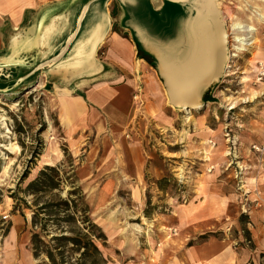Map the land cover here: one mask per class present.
Instances as JSON below:
<instances>
[{
    "label": "crops",
    "instance_id": "obj_1",
    "mask_svg": "<svg viewBox=\"0 0 264 264\" xmlns=\"http://www.w3.org/2000/svg\"><path fill=\"white\" fill-rule=\"evenodd\" d=\"M190 9L178 0H0V92L24 87L55 91L47 92L46 99L57 112L70 155L81 157L77 183L95 190L94 212L117 250L115 264L146 263L155 246L145 241L142 248L133 247L119 218L140 219L146 205V175L154 176L144 143L146 123L152 120L165 128L172 120L159 76L151 67V47L178 36L188 26ZM219 10L221 1L213 0L210 31L223 42L220 72L226 39ZM254 25L258 59L264 62V22ZM259 91L264 93V85ZM260 116L264 121V108ZM122 188H127L125 198L117 195ZM195 197L176 211L174 228L168 229L181 235L171 241H162L161 230L169 216L157 214L147 220L156 235L151 241L161 247L156 252L160 264H264L261 246L250 249L209 236L216 233L211 228L222 214L217 206L221 200L208 190ZM113 198L118 208L110 206ZM18 226L16 219L12 233ZM200 236L206 238L195 240Z\"/></svg>",
    "mask_w": 264,
    "mask_h": 264
},
{
    "label": "rangeland",
    "instance_id": "obj_2",
    "mask_svg": "<svg viewBox=\"0 0 264 264\" xmlns=\"http://www.w3.org/2000/svg\"><path fill=\"white\" fill-rule=\"evenodd\" d=\"M178 1L193 7L189 12V23L197 20L200 0ZM220 1L219 14L224 22L226 39L224 64L199 93L198 110L189 109L186 113L181 106L170 103L164 68L178 64L182 54L189 52L190 24L187 23L188 26L183 27L178 36L168 39L165 45L151 47L155 54L149 59L151 67L159 76L167 114L172 120L165 128L158 127L152 120L146 123L144 143L154 169V176L146 175V205L140 219L119 218V226L133 241V247L142 248L145 241L151 247L155 245L151 241L156 236L151 232L154 227L147 220L163 214L170 217L163 218L165 228H174L178 218L176 211L208 190L221 200L217 206L222 210L212 223L211 231L215 229L216 233L209 236L230 239L236 245L250 249L264 248V162L251 150L252 144L264 139V121L260 116L264 93L259 91L262 85L255 89L247 82L252 77L255 61L260 60V42L254 35V44L238 52L237 58L230 57L235 53L237 43L233 40L236 34L249 36L244 32L234 33L230 20L249 24V13L242 10L245 0ZM250 3L251 6H260L264 12V0ZM47 92L55 94L52 89L33 91L26 87L0 92V264H49L43 254L34 257L31 245L34 212L38 214L39 223H43L39 219H45L50 211L56 212L53 218L57 219L56 223L47 224L48 235L41 237L45 243L52 237L70 236L74 226L61 223L68 215H75V227L81 230L87 227L86 213L97 227L100 228L102 223L93 208L91 194L95 190L89 191L88 187L77 183L81 157L70 155L57 125V112L46 99ZM47 151L55 159L52 165L42 163V156ZM46 168L54 169L55 173ZM42 171L45 177L40 179ZM37 178L39 183L33 185ZM117 195L127 197V188H122ZM62 201L73 203L67 208L60 204ZM57 204L60 205L55 209L44 210L48 205ZM118 204V199L113 198L110 206L118 208ZM16 219L19 221L18 230L12 233ZM136 225L142 228L141 232L135 231ZM165 228H161L165 236L162 241L168 242L172 239L167 237L169 233ZM177 234L181 235V232L177 231ZM104 237L105 241H97V245L106 264H115L112 258L117 250L112 242L109 243L108 237ZM205 238L200 236L195 240ZM52 245L54 248L55 243ZM66 247L64 264L80 263L82 251L71 253L68 252L71 246ZM260 256L264 261V255ZM56 259L61 261L60 257L56 256Z\"/></svg>",
    "mask_w": 264,
    "mask_h": 264
},
{
    "label": "bare ground",
    "instance_id": "obj_3",
    "mask_svg": "<svg viewBox=\"0 0 264 264\" xmlns=\"http://www.w3.org/2000/svg\"><path fill=\"white\" fill-rule=\"evenodd\" d=\"M212 1L200 0L198 18L188 26L189 52L182 54V60H179L178 64L164 66L170 103L181 106L186 113L189 112V109L196 111L200 108L199 93L207 86L210 79L219 73L221 65L220 56L223 42L219 39L218 34L210 31V17L214 16ZM252 1L245 0V6L242 9L249 13L247 16L249 24L230 20V28L234 33L244 32L249 35L245 37L236 34L234 37L233 41L237 43L234 47V58L238 57V52L246 50V46L254 44L253 36L256 33V28L252 23L264 22L263 8L257 5L251 6L250 2ZM183 51L185 50L183 49ZM50 151L54 153L53 149ZM50 151L42 156V163L46 165H52L55 160L50 155ZM134 229L136 232L142 231L138 225L134 226Z\"/></svg>",
    "mask_w": 264,
    "mask_h": 264
},
{
    "label": "trees",
    "instance_id": "obj_4",
    "mask_svg": "<svg viewBox=\"0 0 264 264\" xmlns=\"http://www.w3.org/2000/svg\"><path fill=\"white\" fill-rule=\"evenodd\" d=\"M46 170L55 173V170L52 168H46ZM41 177H45V172L42 171L40 174ZM25 178V177H24ZM39 178H37L32 184L35 185L39 183ZM51 182V181H50ZM31 185V184H30ZM30 187V186H29ZM83 199V197H81ZM70 203H73L72 201H62L60 204L65 205L67 208L70 205ZM48 205L44 210L47 211V209H55L58 205ZM42 210V209H41ZM15 211V209H14ZM51 213L46 214L45 219H39L43 220V223L38 222V214L36 212L33 213L32 221H31V228L33 231L32 234V250L34 252V257L38 258L40 255H45L49 264H64L63 255H64V249H66L68 245L71 246V249L68 252L71 253H78L82 251V254H80V263L78 264H103L106 261L102 256V253L97 245V241H105V237L99 227L97 225L93 224L89 217H87V213L85 214V222L87 223V227L81 230L80 228L75 227L76 225V218L75 215L71 216L68 215L65 220L61 221V223H65L67 226H74V229L70 231V236H64L61 235L60 237H52L50 241L44 242L42 240V236L48 235L46 228L47 224H54L57 219L53 218L56 216V212L50 211ZM21 217L24 218V215L21 213ZM84 224V223H83ZM55 243V247L52 248L51 245ZM53 246V245H52ZM57 257L61 258V261H57Z\"/></svg>",
    "mask_w": 264,
    "mask_h": 264
},
{
    "label": "built area",
    "instance_id": "obj_5",
    "mask_svg": "<svg viewBox=\"0 0 264 264\" xmlns=\"http://www.w3.org/2000/svg\"><path fill=\"white\" fill-rule=\"evenodd\" d=\"M234 53L231 54V58H234ZM230 61V59H229ZM252 77L247 82L250 87L252 88H258L261 85H264V62L261 60H256L253 66V69L251 71ZM139 92H137L134 96V101H139ZM251 150L262 157V161L264 162V139L260 143L252 144ZM169 235L168 238L175 237L177 235L176 229H167ZM160 248V244H155L154 249L152 251V255L148 262H140L135 264H160L158 257L156 255L157 250ZM159 251V250H158Z\"/></svg>",
    "mask_w": 264,
    "mask_h": 264
}]
</instances>
